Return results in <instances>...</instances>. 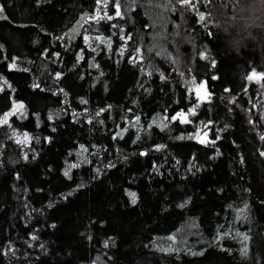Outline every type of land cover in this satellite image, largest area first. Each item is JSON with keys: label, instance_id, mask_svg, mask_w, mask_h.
<instances>
[{"label": "trees", "instance_id": "16d2710c", "mask_svg": "<svg viewBox=\"0 0 264 264\" xmlns=\"http://www.w3.org/2000/svg\"><path fill=\"white\" fill-rule=\"evenodd\" d=\"M115 3L0 0V264H264V0Z\"/></svg>", "mask_w": 264, "mask_h": 264}, {"label": "snow or ice", "instance_id": "6c2138e0", "mask_svg": "<svg viewBox=\"0 0 264 264\" xmlns=\"http://www.w3.org/2000/svg\"><path fill=\"white\" fill-rule=\"evenodd\" d=\"M107 2H108V0H103V6H104V7L107 6ZM178 2L181 3L182 5L188 6V7H190V8H194V7H195V5L192 3V0H178ZM97 3L100 4V3H101V0H97ZM120 7H121V6H120V3H119V0H116V3H115V8H116V13H115V15H116V17H120V16H121ZM2 10H3V9H2V6H0V11H2ZM102 18H104V19H108V20H112L114 17H112V16H108L107 14H105L104 17H101L100 14H99V9H98L95 17H86L85 19H86V20H87V19H96L97 21H99V20L102 19ZM200 19L203 20L204 17L201 15ZM113 27H115V25H113ZM122 38H123V37H122ZM84 39H85V40H88L89 38H88L87 36H85ZM135 59H136V57H133V60H135ZM213 66H214V63H213ZM12 67L15 68L16 65L13 64ZM214 78H215V77H214ZM253 78L260 79L261 77H260L257 73L253 72L252 75L249 77V79H253ZM5 83H7V82L5 81ZM200 87H204V85L201 84ZM2 90H3V89H0V91H2ZM197 96H198V97L200 96L199 91H197ZM204 98H206V97H203V98H201V99H204ZM23 108H24V105H23V104H18V105H16V106H15V109H14V111H13V113L5 114V116L3 117V119H0V123H7V122H8V116H9V115L14 114V112H15L16 110H21V109H23ZM192 111H193V114H194V110H192ZM177 116H178L179 118H181V122H188L187 119H186V116H185V114H184L183 112L178 113ZM176 118H177V117H173V119H176ZM137 119H139V118H137ZM206 135H207V133H205V136H206ZM28 139H29V137H28V135L25 133V134H24V141H18V142H26ZM201 142L203 143V142H205V141H204V140H201ZM262 154H264V153H262ZM66 174H67V173H66ZM129 195L132 197V202L135 203V200H136V194H135V193H129ZM34 239H35V237H34Z\"/></svg>", "mask_w": 264, "mask_h": 264}, {"label": "rangeland", "instance_id": "374dc122", "mask_svg": "<svg viewBox=\"0 0 264 264\" xmlns=\"http://www.w3.org/2000/svg\"><path fill=\"white\" fill-rule=\"evenodd\" d=\"M256 81H260V79H256ZM201 84H203V83H200V84H197V85H195V87H194V89H195V92H196V95H197V90H199V93H200V96H199V98H203L204 97V90H203V87H200V85ZM207 93V92H206ZM208 95V94H207ZM206 97V96H205ZM15 113V112H14ZM187 116V115H186ZM200 125H202V124H204V121L203 122H200L199 123ZM202 132H204V131H200L199 130V133H201L202 134ZM206 133V132H205ZM205 133H203V135L205 134ZM199 138H200V136H199Z\"/></svg>", "mask_w": 264, "mask_h": 264}, {"label": "flooded vegetation", "instance_id": "af4514ba", "mask_svg": "<svg viewBox=\"0 0 264 264\" xmlns=\"http://www.w3.org/2000/svg\"><path fill=\"white\" fill-rule=\"evenodd\" d=\"M200 122H203V121H200ZM200 122H199V123H200ZM205 129H206V127H203V128L200 129V131H201V130L204 131ZM204 133H205V132H204ZM204 135H205V134H204ZM204 135H203V132H202V134H201V136H200L199 139H200V140H203V138H204L203 136H204Z\"/></svg>", "mask_w": 264, "mask_h": 264}, {"label": "water", "instance_id": "95a60500", "mask_svg": "<svg viewBox=\"0 0 264 264\" xmlns=\"http://www.w3.org/2000/svg\"><path fill=\"white\" fill-rule=\"evenodd\" d=\"M197 91H199V90H197Z\"/></svg>", "mask_w": 264, "mask_h": 264}]
</instances>
